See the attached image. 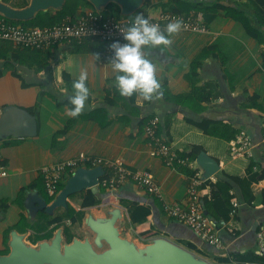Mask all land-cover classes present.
<instances>
[{
	"label": "crops",
	"instance_id": "1",
	"mask_svg": "<svg viewBox=\"0 0 264 264\" xmlns=\"http://www.w3.org/2000/svg\"><path fill=\"white\" fill-rule=\"evenodd\" d=\"M168 1L147 0L139 12L156 16L166 11L156 5ZM219 1L203 0L205 9L190 13L207 25V32L180 30L171 36L170 45L145 49L146 57L156 66L161 84L160 95L151 101L137 93L132 97L119 94L111 63L101 56L105 43L99 39L57 44L43 50L39 60L26 54L20 58L14 56V49L19 46L0 39V72L3 74L0 76V254H6L13 229L25 234L26 240L32 231L22 232L19 227L23 215L30 222L36 218L37 213H31L26 207L28 194L37 192L47 201L42 166L76 158L81 152L107 160L122 158L132 171L150 170L161 187V198L150 195L131 181L114 194L129 201L145 202L151 207L150 222L158 232L153 237L163 236L183 246L193 243L205 249L207 243L164 210L166 202L186 200L193 171L184 166L173 167L164 158L151 155L153 144L145 132V125L149 117L158 114L162 119L159 131L177 152L201 146L200 152H206L219 165V172L211 178L214 182L222 171L252 177L264 169V42L252 37L238 20L227 14V10L214 9ZM235 1L253 6L252 0ZM220 2L232 3L230 0ZM117 7L114 4L109 10L116 13ZM172 7L169 5L167 11L173 12ZM86 9H79L77 14ZM200 56L194 74L193 63ZM42 62L44 67L37 70ZM81 70L88 72L89 96L84 110L72 117L66 114L71 107L68 97L73 94L72 82ZM254 94L259 96L255 105L251 104ZM172 95L187 98L183 102L172 99ZM208 119L222 122L218 126L221 131L225 124L239 132H248L254 143L253 156L232 153L233 141L239 133L229 139L206 133L191 122ZM251 161L254 166L250 171ZM105 169L108 168L105 166ZM70 176L67 174L61 183L66 184ZM251 188L256 196L252 204L244 201L240 187L232 190L237 192L239 205L236 216L228 220L229 228L239 233L233 237L228 228L220 230L227 247L237 250L259 247L258 232L264 226V178L253 182ZM200 189L203 196L210 195V186L204 189L200 186ZM86 190L72 194L68 203L78 211H85L84 216L89 213L105 215L106 209L119 204L127 211L136 235L128 208L122 203L116 200L100 203L106 205L102 214L95 213L100 204L82 207ZM65 208L58 207L49 214H62ZM64 220L70 224L69 219Z\"/></svg>",
	"mask_w": 264,
	"mask_h": 264
},
{
	"label": "built area",
	"instance_id": "2",
	"mask_svg": "<svg viewBox=\"0 0 264 264\" xmlns=\"http://www.w3.org/2000/svg\"><path fill=\"white\" fill-rule=\"evenodd\" d=\"M135 14L117 17L112 11L104 12L88 8L73 19L66 18L61 23L49 27H26L19 23H13L7 18H0V39L9 40L17 46L47 49L55 44H66L82 42L86 38H96L105 43L102 51L104 61L111 63L113 49L110 44L114 40H123V32L132 23ZM151 23L158 24L164 29L169 21L179 19L182 21L181 30L193 32H207L208 27L194 14H184L169 11H161L156 16H146ZM162 119L160 115L154 114L149 117L145 125V132L153 144L150 154L159 156L166 160L168 165L179 168L187 167L193 171L187 188L186 200L178 203L164 204L166 213L180 222L189 226L194 233L204 242L217 248L225 250L220 230L229 228V221L221 219L218 222L210 218L204 211L201 203L202 192L200 186L205 180L203 170L197 158L184 157L170 144V142L159 132ZM254 143L251 136L245 130H241L232 144V153L252 157ZM80 166L104 168V174L99 179L100 186H105L117 192L128 182L135 183L147 193L158 198L162 197L161 187L156 182L150 170L132 171L127 168L122 158L107 160L99 156H91L85 152L73 159L61 160L55 163L45 164L41 168L44 186L47 194L56 197L59 184L67 174H73ZM105 166L108 168L105 169ZM113 172L110 174V172ZM3 171V174H6ZM212 180V179H211ZM234 206H238L236 199L232 200ZM232 215L234 211L231 212ZM258 252L264 256V226L258 232Z\"/></svg>",
	"mask_w": 264,
	"mask_h": 264
},
{
	"label": "trees",
	"instance_id": "3",
	"mask_svg": "<svg viewBox=\"0 0 264 264\" xmlns=\"http://www.w3.org/2000/svg\"><path fill=\"white\" fill-rule=\"evenodd\" d=\"M4 1L11 3L12 5L17 7L25 6L28 4V0ZM220 1L214 4V9L223 8L227 10V14L232 18L238 20L252 37L256 38L259 42H264V0H252V8L248 2L239 3L235 0H230L232 3H230V5H225ZM112 5H114V3L107 6V8L104 9V12L107 13L109 11V8L112 7ZM169 5H173L171 9L173 12L176 13L190 14L192 11H202L205 9L203 0H169L168 2H159L156 7L167 11ZM83 7L94 8L88 0H67L65 5L61 9L40 11L33 19L28 21H15L10 19L7 20L13 23H19L26 27H49L61 23L66 18L73 19L75 16L78 15V10ZM115 11L117 17H123V15H121L120 13L119 6ZM136 13L140 12L138 11ZM144 15L148 16L147 14ZM0 18L5 17L3 15H0ZM14 50L16 51H14L13 55L18 58H20L22 54H26L27 56H31L33 59L39 60L42 54H44L43 50L45 49L19 46V48H15ZM202 56L198 57V59L195 60L193 63L194 74L197 72V68L200 64V59ZM2 57L5 58L6 54L2 55ZM38 67L39 68H37V70H40L41 67H44V62H42ZM2 75V72H0V76ZM163 88L165 91L166 87L162 86V89ZM195 90H200V88H196ZM172 96V99L178 98L179 100H183V102L187 98V96L183 95ZM258 98V94H254L252 96L251 104L255 105V102ZM202 99L203 97L200 98V100ZM30 110L32 111L33 109ZM191 122L202 128L206 133H210L213 135H221L222 137H227L229 139L236 137V135L239 133L236 128L232 129L230 126L225 124L223 125V131H221L218 129V126H220L222 122H216L211 119L204 120L202 122H196L194 120H191ZM227 131H230L229 134L226 133ZM201 149V146L195 145L190 151L180 154L184 157L197 158ZM253 166L254 162L251 161L248 169L251 171ZM262 178H264V169L259 174L256 173L252 177H241L238 175L231 174L229 172L222 171L216 182L211 179L205 180L201 185L202 189H204L207 185L211 188L210 195L201 196V203L205 213L216 222L221 219L230 220L231 216H236L238 208V206H234V204L232 203V200L237 199L238 197L235 196L237 195V192L235 190V192L232 190L235 189L236 186L240 187L243 193L244 201L247 204H252L253 201L256 199V196L252 192L251 185L253 182ZM64 186L65 183L59 184L58 193L63 189ZM100 187L101 188L98 193H94L91 189L86 190L84 198L81 202L82 207L93 206L103 202L116 200L128 208L130 219L133 223V228L135 229L137 237L141 239H148L158 234V232L154 230L150 222L152 211L149 205L141 201H129L124 198H118L109 188L105 186ZM262 194V199L264 203V191ZM45 196L47 197L48 202H51L55 198L50 197L46 193V190ZM232 211H234L233 215L231 213ZM83 217L84 213L82 211L76 210L68 203V207L65 208L64 213L62 214L51 215L45 210H39L36 214V218L32 222L28 221V218L23 215L20 220L19 227H21L20 230H22V232H25L26 230L29 231V229L32 230L30 231V234L27 237V241L36 245L40 241L52 238L54 232L59 227L63 226V234L65 240L67 242H71L75 237L71 226L77 224L83 219ZM64 219H69L70 224L65 223ZM227 231L229 235H232L233 237H236V235L239 233L237 230L231 228H228ZM223 241L224 243L227 242L226 239H223ZM188 247L196 250L197 252L204 251V253L206 252L209 254H213L217 257L220 263L264 264V256L253 248L246 250H237L228 246L225 250H223L213 245L207 244L205 249H200L193 243H188ZM8 252L9 248L5 253Z\"/></svg>",
	"mask_w": 264,
	"mask_h": 264
},
{
	"label": "water",
	"instance_id": "4",
	"mask_svg": "<svg viewBox=\"0 0 264 264\" xmlns=\"http://www.w3.org/2000/svg\"><path fill=\"white\" fill-rule=\"evenodd\" d=\"M67 0H29L25 6L17 7L0 0V14L15 21H28L38 12L61 9ZM95 9L102 10L117 4L123 16L135 14L146 5L147 0H88ZM2 138L0 131V140ZM197 161L203 177L210 178L219 172L217 161L202 151ZM104 168L80 166L69 177L63 189L51 203L37 192H31L25 201L31 213L45 210L53 213L58 207H68L69 197L79 191H100L99 179ZM105 215L89 213L84 225L94 232V237L65 240L63 228L59 227L52 238L36 245L26 240V235L16 229L11 231L9 252L0 254V264H215L198 256L191 250L163 236L151 238L149 243H138L121 235L118 221L124 217V207L116 204L105 210Z\"/></svg>",
	"mask_w": 264,
	"mask_h": 264
},
{
	"label": "clouds",
	"instance_id": "5",
	"mask_svg": "<svg viewBox=\"0 0 264 264\" xmlns=\"http://www.w3.org/2000/svg\"><path fill=\"white\" fill-rule=\"evenodd\" d=\"M182 21H169L164 29L151 23L143 13H136L132 23L123 32V40H114L111 69L115 73V86L123 97L139 94L144 100L151 101L160 95L161 84L156 75V66L145 55V49L170 45L171 36L181 30ZM167 33V35L165 34ZM88 72L81 70L79 77L72 82L73 94L68 97L71 107L67 115L78 116L85 108L89 96L86 85Z\"/></svg>",
	"mask_w": 264,
	"mask_h": 264
},
{
	"label": "rangeland",
	"instance_id": "6",
	"mask_svg": "<svg viewBox=\"0 0 264 264\" xmlns=\"http://www.w3.org/2000/svg\"><path fill=\"white\" fill-rule=\"evenodd\" d=\"M14 1H16V0H14ZM141 9H139L138 11H140ZM105 208H106V205L100 204L97 207V211L95 210V213L96 214H98V213L102 214L103 210ZM82 212L85 214V211H82ZM124 212H125L124 217L118 221V226L120 228L121 235L123 237H127L129 239H132V240H134V241H136V242H138L140 244L141 243H149L151 241V239L143 240V239H139L138 237H135L136 235L133 234L134 231L132 230L131 223L129 222V219H128V216H127V211L125 210V208H124ZM63 213H64V211H63ZM83 221H84V218L81 221H79L77 224L71 226V229L73 230V233L75 235H77V237H82V239L85 238V237H90L91 239H93L94 232L92 230H90L88 227H85ZM181 246H183V245H181ZM183 247L191 250L192 252L196 253L198 256H200L202 258H205V259H207V260H209V261H211V262H213L215 264H238V263H220L218 261L217 257L215 255H213V254H209V253H206V252L204 253V251L203 252L202 251H198L197 252L196 250L189 248L187 244H185V246H183Z\"/></svg>",
	"mask_w": 264,
	"mask_h": 264
}]
</instances>
